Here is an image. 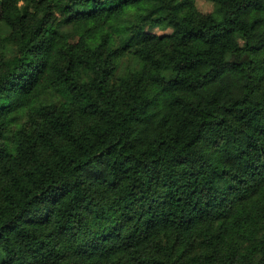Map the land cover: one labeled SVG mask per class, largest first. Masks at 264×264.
Here are the masks:
<instances>
[{"label":"trees","instance_id":"16d2710c","mask_svg":"<svg viewBox=\"0 0 264 264\" xmlns=\"http://www.w3.org/2000/svg\"><path fill=\"white\" fill-rule=\"evenodd\" d=\"M211 1L0 0V264H264V0Z\"/></svg>","mask_w":264,"mask_h":264},{"label":"rangeland","instance_id":"374dc122","mask_svg":"<svg viewBox=\"0 0 264 264\" xmlns=\"http://www.w3.org/2000/svg\"><path fill=\"white\" fill-rule=\"evenodd\" d=\"M195 6L197 10L200 13L203 14H209L212 13L214 10V4L212 3L211 0H195ZM147 31L152 33V34H157V35H170L172 34L173 30L170 28H160V27H148ZM128 63L127 60L123 62V66H121V71L127 66L126 64Z\"/></svg>","mask_w":264,"mask_h":264}]
</instances>
